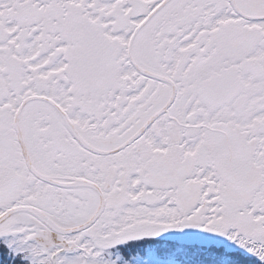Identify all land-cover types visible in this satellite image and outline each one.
I'll return each mask as SVG.
<instances>
[{"label": "snow or ice", "instance_id": "obj_1", "mask_svg": "<svg viewBox=\"0 0 264 264\" xmlns=\"http://www.w3.org/2000/svg\"><path fill=\"white\" fill-rule=\"evenodd\" d=\"M0 264H264V0H0Z\"/></svg>", "mask_w": 264, "mask_h": 264}]
</instances>
